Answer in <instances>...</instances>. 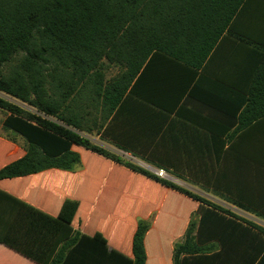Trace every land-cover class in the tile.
Here are the masks:
<instances>
[{
    "label": "trees",
    "instance_id": "trees-1",
    "mask_svg": "<svg viewBox=\"0 0 264 264\" xmlns=\"http://www.w3.org/2000/svg\"><path fill=\"white\" fill-rule=\"evenodd\" d=\"M247 1L0 0V110L6 113L4 128L27 144L22 152L17 149L14 159L0 170V181L52 169L74 173L84 154L104 157L124 167L132 173L127 191L97 190L95 194L93 189L91 199L85 203L84 217L90 220V227L117 236L120 234L111 225L119 218L125 220L122 236L133 257L110 250L98 230L93 237L74 234L80 200L67 199L59 215L53 217L2 190L0 244L37 264H149L147 240L161 224L162 212L182 209L183 205L185 226L179 233L166 235L170 243L165 262L171 242L182 235L183 242L173 250V264H192L193 256L200 260L197 264L213 260L208 257V242L214 237L222 245L224 241L208 233L204 226L208 216L218 215L219 222H223V215L232 216L229 211L210 206L203 197L125 162L82 133L92 135L96 131L102 140L118 149L169 171L168 166L155 162L158 154L149 153L150 135L145 136L147 143L141 145L126 133H114V126L124 117L125 121L147 122L152 135H159L175 113L176 94L183 89L176 76H186L184 89H190L188 97L192 98L206 80L205 65L225 32L235 36L231 24ZM240 38L244 43H252L246 37ZM260 45L262 57L255 59L249 91L241 99L237 95L234 111L222 109L229 117L248 123L264 117V45ZM154 57L176 64L175 71L172 65L167 66L170 63H165L158 73L165 77L167 85L164 101L141 89L145 68ZM106 65L118 67L119 73L107 79ZM173 75L175 82L169 78ZM203 101L205 105L210 103ZM131 104H136V109L128 115ZM183 105L189 104L186 101ZM105 192L116 198L117 206L132 203L136 213L120 217L110 212L101 219V207L94 206L93 200L99 194L106 196ZM196 204L201 226L195 236L189 217ZM155 212L157 216L151 225L146 219ZM99 220L102 223L95 225ZM248 225L264 234V229Z\"/></svg>",
    "mask_w": 264,
    "mask_h": 264
},
{
    "label": "crops",
    "instance_id": "crops-1",
    "mask_svg": "<svg viewBox=\"0 0 264 264\" xmlns=\"http://www.w3.org/2000/svg\"><path fill=\"white\" fill-rule=\"evenodd\" d=\"M230 30L235 36L225 32L205 65L206 80L196 88L192 98L188 97L190 89H184L186 76H176L183 89L176 94L175 113L167 119L159 135H152L147 122L140 123L134 119L125 121L124 117L114 126L117 129L114 133H126L131 140L141 145L147 143L145 136L150 135L149 153L158 154L159 158L155 162L168 166L167 172L176 175L175 178L187 187L178 186L192 190L206 199L210 206L222 207L232 214L223 215V222H219L221 218L218 215L208 216V224L204 227L208 233L223 238L224 245L217 237L208 242L207 246L211 248L208 257L213 260L207 264H264V234L248 225L252 223L264 229V117L248 123L233 119L222 111H234L238 96L241 99L242 95L247 94L252 83L255 59L262 57L258 46L264 45V0H248L234 18ZM240 37H246L252 43H244ZM166 61L163 57H154L143 74L142 91L159 101L166 99L165 77L158 74L165 63H170ZM170 65L175 71L176 64L167 66ZM169 78L176 81L174 75ZM203 100L210 102L209 105H205ZM186 101L188 106L183 105ZM131 105L128 115L136 109V104ZM4 121L0 124V170L14 159V154L20 149L8 140ZM20 139L25 142L22 137ZM20 150L22 152L23 149ZM75 170L69 173L52 169L36 175L3 180L0 181V190L57 217L63 203L72 198V189L81 187V190H89L91 184L95 183L98 186L93 189L100 192H118L121 188L127 191L126 185L132 180L130 171L93 154H84L81 165ZM96 173L99 175L96 176ZM98 196L93 200L96 207L99 206ZM197 207L196 204L189 217L195 226V236L201 226ZM85 214V203L81 201L73 224L76 230L74 234L93 237L99 231L108 241L110 250L115 249L133 257L130 247L126 248L127 240L123 236L120 238L115 233L90 227V220L84 217ZM156 216L157 212L148 220L154 222ZM183 240V235L173 239L168 262L164 264H173L174 247ZM192 260V264L200 261L196 260V256ZM0 264L37 263L0 244Z\"/></svg>",
    "mask_w": 264,
    "mask_h": 264
},
{
    "label": "rangeland",
    "instance_id": "rangeland-1",
    "mask_svg": "<svg viewBox=\"0 0 264 264\" xmlns=\"http://www.w3.org/2000/svg\"><path fill=\"white\" fill-rule=\"evenodd\" d=\"M120 69L116 66H107L104 68V72L106 75L107 79H111L113 77H115L118 73H119ZM8 100L13 101L17 104H19L20 106H22L23 108L27 109V110H32L30 107L23 105L22 103H19L17 101L12 100L10 97H6ZM33 111V110H32ZM95 113V111H93ZM6 117V113L2 110H0V124H2L3 120ZM6 135L8 136V140L9 141H14L15 144L20 148V149H26L27 144L20 139L19 136H16L13 132L8 131L6 132ZM82 135H84L85 137L89 138L94 144L108 150L110 153L116 155L117 157H120L122 160H124L125 162H130L133 163L149 172H151L150 166L147 162H145L144 160L140 159L139 157H135L132 154H127L125 151L117 149L116 147L112 146V144L107 143V141H104L101 139V137L99 135L96 134V131L94 132V134L89 135V134H85L82 133ZM96 176L99 175L98 173L95 174ZM173 177V180L171 182L178 184L180 186H184L187 187L186 185H183L182 182H180L178 179L175 178V176L171 175ZM89 186V185H88ZM98 185H96L95 183H92L90 186V189L87 190L89 192H84L83 189H72V199H78L80 201H83V203H86L88 199H91V195H93V188H97ZM189 191L193 192L192 190L189 189ZM94 193H98L96 189H94ZM195 193V192H194ZM106 196L104 195V197L99 194L98 198H99V205L101 207L102 213H101V219H104L108 216V214L110 212L114 213H118V215L120 217H125L126 215L128 216L129 212L131 213H136V207L135 206H130L132 205V203L130 205H128V203L124 202L122 203L120 206L115 205L116 204V198H113L110 194V192H105ZM118 198V197H117ZM127 201V200H126ZM155 217V216H154ZM139 219V218H138ZM137 220L136 222H138L139 220ZM148 223L152 222L149 221L148 219H146ZM153 220V219H152ZM155 220V218H154ZM153 220V221H154ZM124 221L121 218H119L118 221H114L115 223L111 225V227L116 228L115 230L117 231L118 234H120L118 237L121 238L122 234L124 233L122 229H124ZM185 214H184V208L182 205V209L181 208H174L173 210H169L168 211L165 209V211L162 212L161 214V224H159L157 230L155 232H152L151 235H149L148 237V254L149 257L151 258L150 263L149 264H163L166 261V257H167V245L168 243H170L169 238L166 236L168 234L173 235L174 233H179L182 231L183 227L185 226ZM102 222L96 221L95 225H99ZM184 223V224H183ZM104 228H106L104 226ZM180 229V230H179ZM182 242V241H181ZM147 250V248H146ZM164 258V259H163Z\"/></svg>",
    "mask_w": 264,
    "mask_h": 264
},
{
    "label": "built area",
    "instance_id": "built-area-1",
    "mask_svg": "<svg viewBox=\"0 0 264 264\" xmlns=\"http://www.w3.org/2000/svg\"><path fill=\"white\" fill-rule=\"evenodd\" d=\"M150 169H151V173L156 175L159 179L170 181V182L173 180V177L164 169L153 168V167H150Z\"/></svg>",
    "mask_w": 264,
    "mask_h": 264
}]
</instances>
